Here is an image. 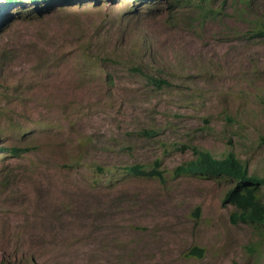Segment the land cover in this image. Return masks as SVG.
Wrapping results in <instances>:
<instances>
[{
    "label": "rangeland",
    "instance_id": "obj_1",
    "mask_svg": "<svg viewBox=\"0 0 264 264\" xmlns=\"http://www.w3.org/2000/svg\"><path fill=\"white\" fill-rule=\"evenodd\" d=\"M3 1L0 264H264L230 179L171 177L197 146L264 178V0Z\"/></svg>",
    "mask_w": 264,
    "mask_h": 264
},
{
    "label": "trees",
    "instance_id": "obj_2",
    "mask_svg": "<svg viewBox=\"0 0 264 264\" xmlns=\"http://www.w3.org/2000/svg\"><path fill=\"white\" fill-rule=\"evenodd\" d=\"M20 0H4L1 4L3 7L10 6L17 3ZM39 0H35V3ZM44 2H50L53 0H41ZM63 2H69L71 0H62ZM147 2L151 0H141ZM13 17V16H12ZM0 20V28L8 20ZM2 23V24H1ZM253 35L256 37H264V24L253 28ZM5 31H2L0 36ZM82 57V56H81ZM102 60H98L100 62ZM39 70H42L40 68ZM105 72V70H101ZM134 72L143 75L146 81L158 88L162 85H168V81L156 76H149L143 72L140 67L134 68ZM106 79L110 80V74L105 72ZM143 137H152L155 135L153 130L141 129L139 132ZM9 151L15 153L17 150L10 148ZM192 158L179 164L172 170L171 177L185 176V175H197L202 179H221L227 178L234 180L236 183H240L233 189L227 190L224 195L223 203L233 206L234 211L230 212L229 219L233 224L244 223L254 228H264V178L251 176L248 172V168L245 162L239 160L233 152H228L221 157L213 156L209 151L198 148L197 146H191ZM125 174H129L132 177L139 179H156L162 183H165L166 178L163 175V169L160 166L159 160H155L151 166L145 164H131L123 167ZM95 172L102 173L104 168L100 165H96ZM114 181H117L115 178ZM241 187V188H240ZM193 216L199 217V208L196 207L193 210ZM188 255L200 257L203 255V250L197 246H193L189 249Z\"/></svg>",
    "mask_w": 264,
    "mask_h": 264
},
{
    "label": "clouds",
    "instance_id": "obj_3",
    "mask_svg": "<svg viewBox=\"0 0 264 264\" xmlns=\"http://www.w3.org/2000/svg\"><path fill=\"white\" fill-rule=\"evenodd\" d=\"M192 176H194V177H197V178H201L200 176H197V175H192ZM232 183H234V185H233V187H231L230 189H233V188H235V187H237V186H240V183H236L234 180H230ZM241 188V187H240ZM236 189V188H235ZM229 190V189H228ZM223 201V200H222ZM226 204V203H225ZM228 205H230V204H228ZM231 206V205H230ZM233 207V206H232Z\"/></svg>",
    "mask_w": 264,
    "mask_h": 264
}]
</instances>
